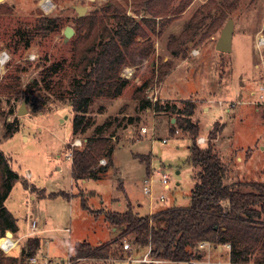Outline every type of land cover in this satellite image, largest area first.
I'll list each match as a JSON object with an SVG mask.
<instances>
[{"label":"rangeland","instance_id":"1","mask_svg":"<svg viewBox=\"0 0 264 264\" xmlns=\"http://www.w3.org/2000/svg\"><path fill=\"white\" fill-rule=\"evenodd\" d=\"M110 1L118 2L137 19L153 18L151 29L142 25L153 42V52L140 64L122 67L120 76L128 82L121 93L116 97H95L84 115L86 129L73 135L74 112L68 102V89L70 81L78 78L71 44L75 34L65 40L63 31L71 26L75 32L76 18L92 14ZM207 1L192 0L177 12L174 9L180 0H170L166 15L153 16L162 14L158 6L143 10L133 0H0V54H6V60L0 61V150L10 158L18 174L4 204L21 231L29 228L32 218L37 219L39 228H45L41 252L52 262L66 261L75 242L97 244L119 236L120 230L111 231L115 227H109L102 215L95 216L82 208V193L88 196L87 204L92 209L123 210L129 201L140 215L151 209L188 204L196 170L186 163L190 136L181 130L169 132L175 122L172 112L139 108L133 94L141 84H146L143 91L152 102H174L178 106L184 100L194 102L191 120L200 127L197 138H205L203 143H197L201 147L216 124L218 133L211 142L224 165L225 183L249 190L250 186L236 182L264 181V103L259 99V88L264 85V0H215L225 14L222 25L208 38L199 40L203 27L193 41L184 45L185 55H172L167 48L169 37L177 36L193 12ZM231 1L233 5L228 8ZM74 5L86 8L82 16L77 15ZM219 11L213 8L212 15ZM38 15L58 17L61 24L46 37L35 36L25 49L20 44L14 46L17 29H23ZM228 18L233 20L231 50L220 52L215 43ZM136 39L143 40L140 36ZM54 62L62 66L51 82L61 80L62 86L51 93L41 85L39 72ZM162 69L165 74L160 77ZM15 76L18 84H14ZM35 80L39 82L29 86ZM22 102L26 111L18 114ZM13 118L18 129L5 137L6 123ZM97 126L103 127L101 135L111 137L112 165L104 176L74 182L71 150L81 148ZM142 128H146L145 133ZM139 155L150 157L149 169ZM161 170L169 176L167 188L160 180ZM144 179L151 187L149 193L143 191ZM22 182L28 184L27 189ZM42 189L45 194L64 191L70 200L62 196L31 198V194H42ZM161 194L163 200L159 199ZM125 241L129 242V237L122 238ZM22 243L18 241L19 248ZM130 245L132 249L124 259L142 258L147 250ZM208 246L212 248L209 244L199 248L205 252ZM225 250L223 247L219 253L222 260L226 258ZM12 252L2 251L3 255ZM72 264L127 263L109 258L81 259Z\"/></svg>","mask_w":264,"mask_h":264},{"label":"trees","instance_id":"2","mask_svg":"<svg viewBox=\"0 0 264 264\" xmlns=\"http://www.w3.org/2000/svg\"><path fill=\"white\" fill-rule=\"evenodd\" d=\"M191 1L180 0L174 10L181 12ZM169 2L170 0H133L132 3L143 10L158 6L162 14L153 16H163L166 15ZM232 5L233 1L227 4V7ZM213 8L219 9L220 13L212 15ZM110 19L112 22H109ZM224 19L225 14L220 3L208 0L193 12L177 36L169 37L168 50L172 55H185L184 45L193 41L197 31L204 27L199 40L208 38L222 25ZM75 20V35L71 44L74 70L78 78L70 81L68 89V102L74 112L71 118L73 135L86 129L84 115L95 97H116L121 93L128 82L120 76L122 67L126 64H140L153 52V42L142 25L151 29L154 22L153 18L137 19L127 14L118 2L113 1L103 4L92 14ZM60 24L58 17L38 15L32 23L23 29H17L13 44H20L25 49L31 45L35 36L46 37L50 32L57 30ZM137 36L143 40H137ZM61 66V62H54L41 68L39 81L48 92L56 93L61 89V80L51 82L53 74L57 73ZM163 74L165 70L162 69L160 77ZM39 81L35 80L29 86ZM18 83V77L15 76L14 84ZM145 85L144 83L138 86L133 94L138 100L139 108H150L156 113L172 112L175 122L169 132L181 130L190 136L186 163L196 170L192 175L194 184L189 193V202L186 206L172 205L151 214L140 215L129 201L124 210L104 207L92 209L87 204L88 196L82 193V208L95 216L102 215L109 227H115L120 233L117 238L97 244L87 241L75 242L68 258L123 260L127 250L123 249L122 238L129 237L130 244L149 248L148 256L161 261L190 264L200 258L199 245L205 242L210 246L227 244L231 263L253 261L264 264V181L236 182L237 185L250 186L249 190L225 183L224 165L211 142L218 133L216 124L208 132V142L201 147L196 142L200 127L197 122L191 120L194 102L184 100L182 106L174 102H152L144 94ZM15 122L16 118H13L6 123L5 137H10L17 131ZM102 129V126H97L95 133L86 138L81 148L71 150L70 170L74 182L104 176L112 165L114 147L110 136L101 135ZM101 157L106 160L104 164H99ZM137 157L144 161L149 169L150 157ZM17 177L18 174L11 167L10 158L0 150V236L6 231L15 232L17 229L15 217L4 204ZM22 185L24 188L28 186L26 182H22ZM42 191V194L38 195L40 198L62 196L69 199L68 193L64 191L48 194H45L44 189ZM39 247V237L27 236L19 256L3 255L0 250V264H24Z\"/></svg>","mask_w":264,"mask_h":264},{"label":"built area","instance_id":"3","mask_svg":"<svg viewBox=\"0 0 264 264\" xmlns=\"http://www.w3.org/2000/svg\"><path fill=\"white\" fill-rule=\"evenodd\" d=\"M0 55H1L0 56V61L4 62L6 60V54L2 53ZM259 99H260V102L264 103V85L259 88ZM141 132L145 133L146 132V128H142ZM162 141L165 142V139H163ZM204 141H205V138L203 136L197 138V143H203ZM100 163L104 164L105 160L103 158L100 159ZM159 173H160V176H161L160 180H161L163 186L165 188H167L168 187L169 176L167 174H165L163 170L159 171ZM142 188H143V191L146 192V193H149L151 191V187L149 185L148 179H144V185H143ZM159 199L163 200L164 196L161 194L159 196ZM35 226H36L35 221H32L31 222V229H34ZM31 234L32 233L30 232L28 235H31ZM0 239H2V241L0 242V249L3 252H6V253H9L10 251H12V249L14 247H16V245L18 243V239L17 238H14L12 236L9 238V236H7L6 233L3 236H1ZM205 245H207V243L202 242L199 245V247H203ZM123 249L129 251V250L132 249V247H131L129 242L125 241L123 243ZM148 254H149V248H147V250H146V252H145V254L143 255L142 258L136 259V258L128 257V258L123 259V260L127 264H142V263L158 264V263L161 262L160 259L151 258L150 256H148ZM81 259H90V258H77V259H74V260H71V259L67 258L66 261H62L61 263H58V262H52V260L50 258L46 257L45 255L33 254V255H31L28 258L27 264H72L73 262L81 260Z\"/></svg>","mask_w":264,"mask_h":264},{"label":"crops","instance_id":"4","mask_svg":"<svg viewBox=\"0 0 264 264\" xmlns=\"http://www.w3.org/2000/svg\"><path fill=\"white\" fill-rule=\"evenodd\" d=\"M31 198L32 199H35V198H40V197H37V196H34V195L31 194ZM68 200H70V199H68ZM137 205L140 206V204H137ZM155 211H157V210L151 209L147 214H151V213H153ZM32 221H35V224H36V226H35L34 229H31V222ZM44 230H45V228L44 229L43 228H39V224H38L37 219L32 218L30 220V223H29V228L26 231H21V229L19 228V226H17L16 231L15 232H11L12 233L11 236L14 237V238H17L18 241H20V240L23 241V243H24V240H25V238L27 236L39 237L40 238V247L37 250V252H38V254H41L42 253L41 252L42 251V249H41V243H42V236H41V234L44 232ZM114 230H115V228H111V231H114ZM30 232L32 234L31 235H28ZM206 246H203L202 248H205ZM223 247H226L227 248V250H225L226 251V258H224V260H222L221 257L219 256V253L223 249ZM12 251L13 252H12L11 255H17L18 256V254L20 252V248L18 246V243H17L16 247H14L12 249ZM228 252H229V250H228V246L226 244H219V245H216V246H212V248H210V247L207 248V250L205 252H202L201 251L200 258H198L196 260H193L190 264H222V263L238 264V263H231L230 262V260H229V253ZM41 255H43V253ZM162 262H169V261H162ZM180 263L181 264H183V263L189 264L188 262H180ZM176 264H178V263H176Z\"/></svg>","mask_w":264,"mask_h":264},{"label":"water","instance_id":"5","mask_svg":"<svg viewBox=\"0 0 264 264\" xmlns=\"http://www.w3.org/2000/svg\"><path fill=\"white\" fill-rule=\"evenodd\" d=\"M73 7L76 10L78 16H82L86 10L84 6L74 5ZM63 32L66 40L74 33V29L71 26H66ZM232 35H233V20L231 18H228L226 23L223 25V27L220 30V34L215 43V48L220 52H230ZM25 111H26L25 103L22 102L18 108L17 113L21 114ZM6 234L7 236L12 235L11 231H6Z\"/></svg>","mask_w":264,"mask_h":264},{"label":"bare ground","instance_id":"6","mask_svg":"<svg viewBox=\"0 0 264 264\" xmlns=\"http://www.w3.org/2000/svg\"><path fill=\"white\" fill-rule=\"evenodd\" d=\"M45 4V3H44ZM11 236H9V238H10ZM2 241V239H0V242Z\"/></svg>","mask_w":264,"mask_h":264}]
</instances>
